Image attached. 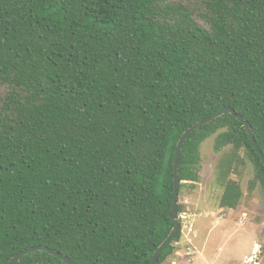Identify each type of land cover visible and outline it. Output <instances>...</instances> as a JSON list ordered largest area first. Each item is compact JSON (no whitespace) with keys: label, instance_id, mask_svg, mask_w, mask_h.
I'll use <instances>...</instances> for the list:
<instances>
[{"label":"trees","instance_id":"16d2710c","mask_svg":"<svg viewBox=\"0 0 264 264\" xmlns=\"http://www.w3.org/2000/svg\"><path fill=\"white\" fill-rule=\"evenodd\" d=\"M223 107L264 154V0H0V264L37 245L150 264L174 226L176 142ZM214 134L219 205L233 209L230 175L248 160V187L264 190V166L230 113L183 141L178 196ZM15 264L66 263L35 250Z\"/></svg>","mask_w":264,"mask_h":264},{"label":"rangeland","instance_id":"374dc122","mask_svg":"<svg viewBox=\"0 0 264 264\" xmlns=\"http://www.w3.org/2000/svg\"><path fill=\"white\" fill-rule=\"evenodd\" d=\"M214 136L200 144L199 181L184 186L178 196L184 220L169 264H264V190L258 184L248 187L253 170L245 160L240 173L230 175L242 191L237 207L219 205L222 189L215 168L225 150L214 151Z\"/></svg>","mask_w":264,"mask_h":264},{"label":"water","instance_id":"95a60500","mask_svg":"<svg viewBox=\"0 0 264 264\" xmlns=\"http://www.w3.org/2000/svg\"><path fill=\"white\" fill-rule=\"evenodd\" d=\"M224 113H230L231 115H233L238 121H240L243 126L246 129L247 135L249 137L250 143L253 146L255 152L257 153V155L259 156L263 166H264V154L262 153L261 149L259 148V146L257 145L255 138H254V134H253V130L250 126V123L245 120L241 115L237 114L234 110L228 108V107H223V108H219L215 111H213L212 113H210L208 116H206L205 118L192 123L191 125H189L180 135V137L178 138L177 142H176V146H175V151H174V161H173V197H172V207H171V213H170V218L174 221V226L172 227V229L170 230V232L168 233V235L166 236V238L156 247V249L154 250L152 256H151V261L150 264H157V259L159 254L161 253V251L174 239L175 235L177 234L180 225H181V221H183L184 219H182L181 221L179 220V214L177 212V204H178V162H179V155H180V151H181V147H182V143L185 140V138L187 137V135L194 130L195 128H198L201 125H204L208 122H210L211 120L221 116ZM35 250H42V251H46L49 254L60 258L63 262H65L66 264H79L75 261H73L72 259H70L69 257H67L66 255L50 249L46 246H41V245H37V246H31L28 248H25L21 251H19L18 253L14 254L12 257L9 258V260L7 261L6 264H15V262L21 258L22 256H24L25 254L31 252V251H35Z\"/></svg>","mask_w":264,"mask_h":264},{"label":"built area","instance_id":"2783aa9c","mask_svg":"<svg viewBox=\"0 0 264 264\" xmlns=\"http://www.w3.org/2000/svg\"><path fill=\"white\" fill-rule=\"evenodd\" d=\"M184 183L186 182V181H183Z\"/></svg>","mask_w":264,"mask_h":264},{"label":"crops","instance_id":"0c3cea01","mask_svg":"<svg viewBox=\"0 0 264 264\" xmlns=\"http://www.w3.org/2000/svg\"><path fill=\"white\" fill-rule=\"evenodd\" d=\"M255 248V247H254ZM254 250V249H253Z\"/></svg>","mask_w":264,"mask_h":264}]
</instances>
